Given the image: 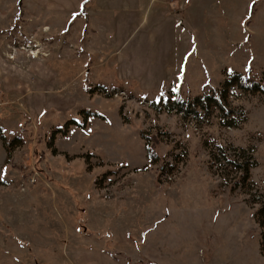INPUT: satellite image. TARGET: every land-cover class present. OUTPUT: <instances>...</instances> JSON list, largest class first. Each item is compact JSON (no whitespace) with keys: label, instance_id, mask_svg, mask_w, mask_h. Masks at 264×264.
<instances>
[{"label":"rangeland","instance_id":"obj_1","mask_svg":"<svg viewBox=\"0 0 264 264\" xmlns=\"http://www.w3.org/2000/svg\"><path fill=\"white\" fill-rule=\"evenodd\" d=\"M81 1L0 0V264H264V94L237 127L150 104L261 74L264 0Z\"/></svg>","mask_w":264,"mask_h":264},{"label":"trees","instance_id":"obj_2","mask_svg":"<svg viewBox=\"0 0 264 264\" xmlns=\"http://www.w3.org/2000/svg\"><path fill=\"white\" fill-rule=\"evenodd\" d=\"M225 77L221 81L218 87H209V90H203L193 96L183 97L181 95L175 94L171 97H159L151 100V106L157 111H170L181 113L182 116L188 117L189 115L196 119L198 123L207 122L209 115L213 108L218 109L220 123L224 126L237 127L242 121H244L242 111L235 110L227 105V98L230 94H233V89L237 88L243 92L252 93H263L264 94V70L263 72L257 73L249 69L247 72H240L236 70H225ZM105 87V86H103ZM114 89V88H113ZM106 92V94H111L112 90ZM83 113H92L89 110L83 111ZM71 122L79 123V120L73 119ZM70 122L66 123L64 127H58L56 130L65 131L66 126ZM0 136L3 138L4 135L0 132ZM53 138V133L50 135V139ZM239 149V156L233 158L227 154L218 156L215 152H211L215 160L226 161L234 170L238 172L236 178L233 181L231 188L235 186H247L251 187L253 185L252 180H250V167L256 164V160L252 155H245V149ZM147 157L151 162L157 161L160 157L155 152L153 147L149 142H146ZM222 151V149H221ZM223 152V151H222ZM165 169V167H161ZM256 221L261 227L262 242L264 245V200L262 204L254 212Z\"/></svg>","mask_w":264,"mask_h":264},{"label":"crops","instance_id":"obj_3","mask_svg":"<svg viewBox=\"0 0 264 264\" xmlns=\"http://www.w3.org/2000/svg\"><path fill=\"white\" fill-rule=\"evenodd\" d=\"M86 3V0L81 1V6H83ZM46 28V27H45Z\"/></svg>","mask_w":264,"mask_h":264},{"label":"snow or ice","instance_id":"obj_4","mask_svg":"<svg viewBox=\"0 0 264 264\" xmlns=\"http://www.w3.org/2000/svg\"><path fill=\"white\" fill-rule=\"evenodd\" d=\"M0 179H3V176L2 175H0Z\"/></svg>","mask_w":264,"mask_h":264},{"label":"bare ground","instance_id":"obj_5","mask_svg":"<svg viewBox=\"0 0 264 264\" xmlns=\"http://www.w3.org/2000/svg\"><path fill=\"white\" fill-rule=\"evenodd\" d=\"M45 30H47V27L45 28Z\"/></svg>","mask_w":264,"mask_h":264}]
</instances>
